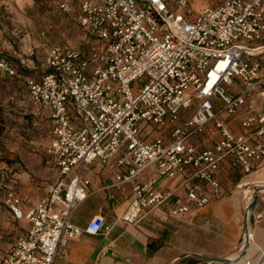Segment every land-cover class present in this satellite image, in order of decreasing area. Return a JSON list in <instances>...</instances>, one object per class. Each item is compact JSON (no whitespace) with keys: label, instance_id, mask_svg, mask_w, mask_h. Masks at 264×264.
<instances>
[{"label":"built area","instance_id":"2783aa9c","mask_svg":"<svg viewBox=\"0 0 264 264\" xmlns=\"http://www.w3.org/2000/svg\"><path fill=\"white\" fill-rule=\"evenodd\" d=\"M57 2L94 44L88 50L52 44L42 76L28 79V97L50 111L55 178L25 211L8 170L0 167V194L13 217L28 223L0 264H54L73 239L110 229L101 215L86 227L71 220L88 194L85 169L96 160L116 156L119 183L132 185L122 215L129 223L157 209L172 217L199 210L233 190H225L220 177L225 162L249 174L264 161L258 58L264 52V0H221L198 12L189 0H176V9L165 0ZM0 71L17 75L4 55ZM232 86L240 90L229 92ZM242 109L241 130L235 132L220 114L234 117ZM208 131L212 144L198 146L194 140ZM151 167L154 174L140 179ZM178 176L188 184L184 195L160 187L161 179Z\"/></svg>","mask_w":264,"mask_h":264},{"label":"crops","instance_id":"0c3cea01","mask_svg":"<svg viewBox=\"0 0 264 264\" xmlns=\"http://www.w3.org/2000/svg\"><path fill=\"white\" fill-rule=\"evenodd\" d=\"M29 48L35 49L29 45L27 54ZM239 90V86H235L232 92ZM256 102L260 108L261 99L257 97ZM44 109L50 116V111ZM244 116L243 109L234 117L220 114L235 132L241 130ZM211 137L208 131L194 142L209 147ZM120 172L116 156L106 163L96 160L86 167L85 176L90 181L88 194L72 210L71 220L86 227L94 216L101 215L110 229L98 234L85 232L73 239L67 252L58 255L54 264H248V261L259 264L264 261V193L257 188L247 197L245 188L252 180L261 182L264 161L257 163L249 174H242L225 162L220 177L225 190L233 187L231 192L179 217L168 216L164 209H157L146 213L137 223L122 219L132 199L133 188L130 183H119L117 175ZM153 174L151 167L139 178L145 180ZM54 178L55 173L52 181ZM52 181L43 183L42 194L26 192V196L18 190L14 175L10 185L20 192L26 211L40 200ZM159 185L174 196L184 195L188 188L183 176L163 178ZM0 200L4 202L1 194ZM23 226L27 230V221Z\"/></svg>","mask_w":264,"mask_h":264},{"label":"rangeland","instance_id":"374dc122","mask_svg":"<svg viewBox=\"0 0 264 264\" xmlns=\"http://www.w3.org/2000/svg\"><path fill=\"white\" fill-rule=\"evenodd\" d=\"M168 1L177 8L176 0ZM220 1L189 0L195 12ZM55 43L88 50L94 39L79 26L74 15L59 9L57 0H0V55L9 58L18 71L14 77L0 71V167L8 170L10 178L14 175L23 196L26 192L42 194L43 183L52 181L55 173L49 151V113L27 95L28 79L42 76L47 52ZM29 45L35 47L36 55L25 52ZM258 58L264 83V53ZM137 84L136 81L133 85L134 91ZM234 88L227 89L232 92ZM259 179L261 182L249 180L245 186L247 197L257 188L264 193V173ZM25 222L15 221L6 203L0 200V260L26 232Z\"/></svg>","mask_w":264,"mask_h":264},{"label":"trees","instance_id":"16d2710c","mask_svg":"<svg viewBox=\"0 0 264 264\" xmlns=\"http://www.w3.org/2000/svg\"><path fill=\"white\" fill-rule=\"evenodd\" d=\"M165 1L167 2V4L169 5L170 8H172V9H176V8H173V7L170 6V3H169L168 0H165ZM175 3H176V2H175ZM17 72H18V71H17Z\"/></svg>","mask_w":264,"mask_h":264}]
</instances>
